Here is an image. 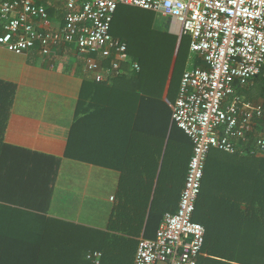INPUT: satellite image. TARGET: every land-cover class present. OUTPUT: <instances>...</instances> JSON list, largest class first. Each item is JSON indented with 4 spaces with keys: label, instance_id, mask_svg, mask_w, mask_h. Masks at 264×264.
<instances>
[{
    "label": "crops",
    "instance_id": "crops-1",
    "mask_svg": "<svg viewBox=\"0 0 264 264\" xmlns=\"http://www.w3.org/2000/svg\"><path fill=\"white\" fill-rule=\"evenodd\" d=\"M36 1L49 9L53 29L64 26L66 10L62 3L54 0ZM113 37L116 38L114 35ZM91 57L99 60L98 54ZM100 58L102 60L101 56ZM130 59L132 60L131 57ZM102 62L105 67L111 65L110 61ZM129 68V65L125 67L123 76L137 73ZM173 75L174 72L171 75L170 70L162 97L171 111L173 104L169 100V93ZM118 77H114L110 83L94 82L92 75L86 70L84 59L74 46L54 45L47 52L38 47L20 56L0 46V81L15 86L4 142L41 155L33 157L48 164L46 170L53 168L56 159L61 162L52 187L47 182L48 186L41 190L40 178L31 172L23 176L26 178L18 179L15 185L0 186V264H15L16 261L26 264L41 258L46 259L47 264H53L55 255L61 252L64 255L59 257L66 260V250L70 248L67 252L70 255L73 252L71 246L74 242L71 237L74 233L81 232L80 229L122 236L136 242L156 237L159 228L150 233L146 231L173 122L163 147L153 192L143 215V225L137 236L124 235L120 229L136 226L138 221L133 217H143L135 216V212L141 214L144 211L135 206L144 202L146 192L127 193L122 190L121 184L124 179H130L131 175L149 178L150 172L146 175L138 167L141 164L149 165L147 158L151 155L147 150L153 148V142H145L134 129H129L124 124L106 125L109 129L104 131L101 125L95 124L99 122L97 118L87 119L80 129L83 136L78 151L74 150V154L77 155V152L80 159L66 157L77 119L86 118L95 112L89 110L87 115L77 113L84 82L110 86L119 85L120 82L126 87L125 82L117 80ZM112 96L114 93L106 98ZM89 103L90 99L87 101ZM107 135L109 136L106 137ZM120 163L124 165L122 171L106 166ZM50 189L51 197L48 200ZM133 195L139 196L138 202L132 199ZM165 197L166 190L162 189L157 201L162 207L156 214L157 217H162V221L167 214H174L178 210L175 204H162ZM235 211L238 213H229L228 209H224V214L221 215H216L214 211L215 226L219 229L216 232L218 242L240 243L251 239L250 242L255 245L261 244L264 237L262 208L258 204L253 207L244 202ZM41 250L42 254L39 253ZM97 255L100 257L102 254L96 252ZM201 257L208 259L206 264H217L216 261L224 259L214 256L210 258L204 254ZM198 264H201L200 260Z\"/></svg>",
    "mask_w": 264,
    "mask_h": 264
},
{
    "label": "built area",
    "instance_id": "built-area-1",
    "mask_svg": "<svg viewBox=\"0 0 264 264\" xmlns=\"http://www.w3.org/2000/svg\"><path fill=\"white\" fill-rule=\"evenodd\" d=\"M54 1L66 10L64 26L55 29L36 0H0V46L19 56L74 46L94 82L110 83L127 65L141 69L127 43L112 35L120 6L161 15L190 40L191 68L182 76L172 122L191 140L193 154L177 212L164 217L154 239L139 241L134 264H198L206 229L193 218L210 153L264 158V134H256L264 129V104L237 94L264 72V0ZM196 58L204 66H194Z\"/></svg>",
    "mask_w": 264,
    "mask_h": 264
},
{
    "label": "trees",
    "instance_id": "trees-1",
    "mask_svg": "<svg viewBox=\"0 0 264 264\" xmlns=\"http://www.w3.org/2000/svg\"><path fill=\"white\" fill-rule=\"evenodd\" d=\"M131 8L128 6L118 8L114 17L112 34L113 29H115L116 34L114 36L127 43L128 53L132 61L140 65L141 71L117 78L118 81L125 82L126 87L123 84L121 85L120 82L119 85L114 86L89 81L84 82L77 113L87 115L89 110H95V112L86 118L77 119L72 130L66 157L80 159L76 151H78L83 136L80 130L81 126L86 123L87 119L95 120L97 118L99 122L95 124L101 125L104 131L109 129L106 125L112 123L113 125L124 124L127 128L134 129L145 142L150 143L149 141H152L153 148L147 150L148 154L151 155L147 158L150 162L149 165L141 164L138 167V170H144L142 172H146V175L147 172H150L149 178L143 179L142 175L140 178L131 175L130 179H124L121 184L122 190L127 193L128 191L146 192L144 202L135 206L137 209H144L141 214L135 212V216H143L149 203V197L153 192L163 147L172 123V111L162 97L177 49L178 37L170 34L167 30L157 29L154 18L145 21L135 14ZM47 11L49 13L48 8ZM120 31L125 32L126 35L124 37L120 36ZM136 35H139L140 38L135 39ZM183 38L188 40L187 47L183 46ZM183 38L169 93L170 101L172 95L178 94L184 72L189 67L191 68V65L189 66L190 40L185 36ZM193 64L194 66H204L198 58L194 60ZM14 92V85L0 81V186L15 185L18 179L26 178L23 176L31 172L36 175L35 177L40 178L41 190L44 186L50 185L52 187L58 175L60 160L56 159L53 168L46 170L48 164L42 159L37 160L33 157L41 155L10 146L4 142ZM119 92H121V95H119ZM112 93H114V96L109 99L106 98L107 95ZM237 94L248 101L264 104V72L247 87L238 89ZM89 99L90 103L87 104ZM119 132L121 131L119 130ZM131 132L130 130V134ZM257 133L264 134V129ZM126 145H123V147ZM74 150H76L77 155L74 154ZM192 153L191 140L173 123L164 163L168 155L170 161L166 165L165 171L163 164L146 233L157 230L162 222V217L156 215L158 209L162 207L157 203L162 189L166 190V197L163 199L162 204H170V206L175 204V208L179 207ZM106 166L119 171L124 168L123 163ZM47 195L48 200H50L51 189ZM132 199L138 202L140 198L138 195H133ZM244 202L252 204L253 207L258 204L262 208L264 231V158L250 153L229 155L216 150L212 151L207 160L202 192L193 221L203 225L206 229L203 254L208 255L210 258L212 256L218 257L220 260L224 258L223 261H216L217 264H264V237L262 243L258 245L250 242L251 239H245V242L240 240V243L218 242L216 232L219 229L215 226L214 211L216 215H221L224 214L222 210L228 209L229 213L233 211L237 214L238 211H235V209ZM143 218L144 216L133 217L138 221L137 225L123 227L120 232L130 236L139 235ZM80 230L81 232H76L71 237L74 242L71 246V249H73L72 254L67 253L70 250L69 248L66 250V260L61 259V256L64 255L62 252L55 255L56 258L53 264H96L97 262L99 264H134L139 242L122 236ZM42 252V250L39 251L41 254ZM96 252L102 255L98 257ZM59 255L61 256L59 257ZM88 255H90L89 258ZM199 260L201 264H206L208 261L207 258L203 257H200ZM18 263L20 264L19 261L15 262V264ZM26 264H47V260L41 258V260L29 261Z\"/></svg>",
    "mask_w": 264,
    "mask_h": 264
},
{
    "label": "rangeland",
    "instance_id": "rangeland-1",
    "mask_svg": "<svg viewBox=\"0 0 264 264\" xmlns=\"http://www.w3.org/2000/svg\"><path fill=\"white\" fill-rule=\"evenodd\" d=\"M132 9V11L135 13V14H137V15H139V17L140 18H142V19H144L145 21L146 20H148V19H155V22H156V28L157 29H163V30H167V32H169L170 34H172V35H175V36H177L178 37V40H179V35L177 34V30L176 29H174L173 27H172V25L170 24V21L169 20H166L164 17H162L161 15H158V14H154V13H152V12H146V11H143V10H141V9H137V8H131ZM151 21V20H150ZM148 22V21H147ZM146 28L147 29H149V27L148 26H146ZM176 31V32H175ZM116 34V30L115 29H113V34L112 35H115ZM126 35V33L125 32H121L120 31V36H125ZM138 38H140V36L139 35H136L135 36V39H138ZM181 41H182V39H181ZM187 42H188V40L186 39V38H183V46L184 47H187ZM136 43V42H135ZM178 44H179V41H178V43H177V46H178ZM181 47V44H180V46H179V48ZM177 50V49H176ZM177 52H175V54H176ZM178 53H179V50H178ZM130 56V55H129ZM131 57V56H130ZM174 58H175V55H174ZM174 58H173V60H174ZM190 66V65H189ZM176 98H177V95H172V99H171V103L174 105L175 104V102H176ZM169 161H170V156L168 155L167 156V159L165 160V163H164V171H165V169H166V165H168V163H169ZM163 163L161 164V168H162V166H163Z\"/></svg>",
    "mask_w": 264,
    "mask_h": 264
},
{
    "label": "water",
    "instance_id": "water-1",
    "mask_svg": "<svg viewBox=\"0 0 264 264\" xmlns=\"http://www.w3.org/2000/svg\"><path fill=\"white\" fill-rule=\"evenodd\" d=\"M180 44H181V37L179 38V44H178V46H177V50H176L177 53L175 54V58H174L173 63H172L171 75L173 74L174 69H175V64H176V61H177L178 50H179V46H180Z\"/></svg>",
    "mask_w": 264,
    "mask_h": 264
}]
</instances>
